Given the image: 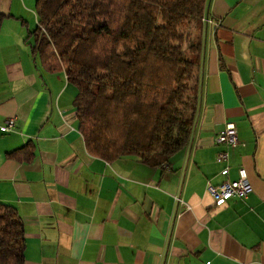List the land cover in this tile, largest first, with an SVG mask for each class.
I'll return each instance as SVG.
<instances>
[{"label": "crops", "instance_id": "crops-1", "mask_svg": "<svg viewBox=\"0 0 264 264\" xmlns=\"http://www.w3.org/2000/svg\"><path fill=\"white\" fill-rule=\"evenodd\" d=\"M35 1L0 0V125L15 117L0 130V202L21 217L23 264H264V0H206L220 23L203 34L197 115L163 167L87 152L77 89L25 41ZM228 123L239 142L215 144ZM29 141L30 162L7 156ZM240 168L252 192L218 205L207 183Z\"/></svg>", "mask_w": 264, "mask_h": 264}, {"label": "trees", "instance_id": "trees-1", "mask_svg": "<svg viewBox=\"0 0 264 264\" xmlns=\"http://www.w3.org/2000/svg\"><path fill=\"white\" fill-rule=\"evenodd\" d=\"M206 0H36L25 41L44 71L75 86L88 153L163 167L190 140L197 115ZM30 162L34 145L7 153ZM16 209L0 202V264H23Z\"/></svg>", "mask_w": 264, "mask_h": 264}, {"label": "built area", "instance_id": "built-area-1", "mask_svg": "<svg viewBox=\"0 0 264 264\" xmlns=\"http://www.w3.org/2000/svg\"><path fill=\"white\" fill-rule=\"evenodd\" d=\"M203 26L207 29L208 27L215 28L219 25L220 21L208 17L204 14L201 17ZM15 127V117L6 118L0 125V130L3 133H8ZM236 128L232 123L225 125L224 129H221L214 137V142L217 145H228L235 146L239 142L236 136ZM227 152L221 151L217 154L216 159L218 161L225 160L227 158ZM226 173V168L221 171V174ZM207 192L212 196L214 201L218 205H222L234 198H244L252 192V186L246 177L245 170L240 168L238 170V178L235 180H224L218 184H212L208 182L206 185ZM179 204H183V201L176 197Z\"/></svg>", "mask_w": 264, "mask_h": 264}, {"label": "rangeland", "instance_id": "rangeland-1", "mask_svg": "<svg viewBox=\"0 0 264 264\" xmlns=\"http://www.w3.org/2000/svg\"><path fill=\"white\" fill-rule=\"evenodd\" d=\"M202 17V16H201ZM202 22V21H201ZM206 33V28L203 26V34Z\"/></svg>", "mask_w": 264, "mask_h": 264}]
</instances>
